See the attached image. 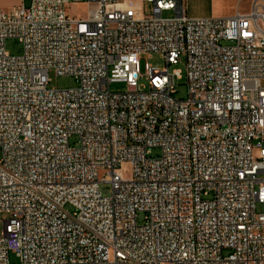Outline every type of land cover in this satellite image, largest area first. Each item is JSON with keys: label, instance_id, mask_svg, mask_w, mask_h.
<instances>
[{"label": "built area", "instance_id": "2783aa9c", "mask_svg": "<svg viewBox=\"0 0 264 264\" xmlns=\"http://www.w3.org/2000/svg\"><path fill=\"white\" fill-rule=\"evenodd\" d=\"M183 2L0 7V264H264V5ZM150 53L164 66L142 74Z\"/></svg>", "mask_w": 264, "mask_h": 264}, {"label": "rangeland", "instance_id": "374dc122", "mask_svg": "<svg viewBox=\"0 0 264 264\" xmlns=\"http://www.w3.org/2000/svg\"><path fill=\"white\" fill-rule=\"evenodd\" d=\"M21 0H0V7L7 11L11 6L17 5L20 3ZM24 5H28L29 0H22ZM91 8V5L86 3H72L70 4L66 10L70 16H83L88 9ZM146 11H150L151 6L150 4L146 3L145 5ZM163 17H169L172 15L171 11H164L162 13ZM5 48L9 54L17 55L21 51V44L14 38H7L5 41ZM148 63L155 67H163L164 61L160 57L158 53H150V54H143L140 59L139 70L143 74L145 71V64ZM177 67L184 71V62L183 58L177 64ZM48 87L49 88H69L76 85V80L69 75H57L53 68L48 70ZM139 84H143L145 86L148 85V82L145 78H140L138 81ZM127 87L125 81H111L109 84V88L111 91H123ZM176 93L175 96L177 97H185L187 94L186 84L184 79L177 81L176 84ZM71 144H74V139L70 140ZM158 153V149L153 148L151 150V154L155 155ZM1 155V150H0ZM103 173L100 172V175ZM256 212H264V205L260 203H256ZM7 214L5 212H0V233L2 231V219L6 218ZM142 219V215L139 216V220ZM10 264H19L18 259L11 254L9 257Z\"/></svg>", "mask_w": 264, "mask_h": 264}, {"label": "crops", "instance_id": "0c3cea01", "mask_svg": "<svg viewBox=\"0 0 264 264\" xmlns=\"http://www.w3.org/2000/svg\"><path fill=\"white\" fill-rule=\"evenodd\" d=\"M264 0H184V13L194 18H225L249 13Z\"/></svg>", "mask_w": 264, "mask_h": 264}]
</instances>
